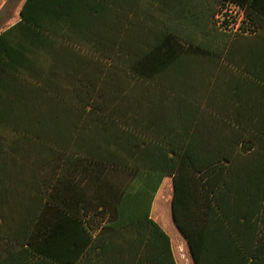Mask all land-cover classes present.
<instances>
[{
	"label": "trees",
	"instance_id": "obj_1",
	"mask_svg": "<svg viewBox=\"0 0 264 264\" xmlns=\"http://www.w3.org/2000/svg\"><path fill=\"white\" fill-rule=\"evenodd\" d=\"M168 175L195 264H264V0H25L0 32V264H177L150 218Z\"/></svg>",
	"mask_w": 264,
	"mask_h": 264
},
{
	"label": "rangeland",
	"instance_id": "obj_2",
	"mask_svg": "<svg viewBox=\"0 0 264 264\" xmlns=\"http://www.w3.org/2000/svg\"><path fill=\"white\" fill-rule=\"evenodd\" d=\"M25 0H0V31L16 23L20 19V11ZM244 19L242 13L237 7L230 6L226 10L218 14L216 23L226 29H237ZM237 24H236V23ZM235 25V27H234ZM173 231V235L176 236ZM175 238V237H173ZM178 240H174V253L178 264H194L189 252V247L182 236H178Z\"/></svg>",
	"mask_w": 264,
	"mask_h": 264
},
{
	"label": "crops",
	"instance_id": "obj_3",
	"mask_svg": "<svg viewBox=\"0 0 264 264\" xmlns=\"http://www.w3.org/2000/svg\"><path fill=\"white\" fill-rule=\"evenodd\" d=\"M242 16L244 17V14ZM173 195H174V177L168 175L163 179L162 184L156 193L155 199L152 204V209L150 212V218L155 223H157L164 230V232L170 237L173 255L175 261L177 262L174 253V240L179 241L178 236L179 235L182 236V235L179 229L177 228L173 218V213H172ZM173 231L177 233L176 236L173 235Z\"/></svg>",
	"mask_w": 264,
	"mask_h": 264
},
{
	"label": "built area",
	"instance_id": "obj_4",
	"mask_svg": "<svg viewBox=\"0 0 264 264\" xmlns=\"http://www.w3.org/2000/svg\"><path fill=\"white\" fill-rule=\"evenodd\" d=\"M242 15H243V13H242ZM243 17V16H242Z\"/></svg>",
	"mask_w": 264,
	"mask_h": 264
},
{
	"label": "water",
	"instance_id": "obj_5",
	"mask_svg": "<svg viewBox=\"0 0 264 264\" xmlns=\"http://www.w3.org/2000/svg\"><path fill=\"white\" fill-rule=\"evenodd\" d=\"M194 264H195V262H194Z\"/></svg>",
	"mask_w": 264,
	"mask_h": 264
}]
</instances>
